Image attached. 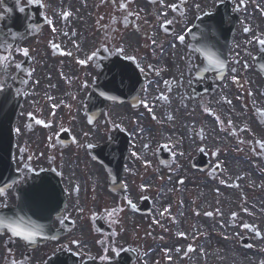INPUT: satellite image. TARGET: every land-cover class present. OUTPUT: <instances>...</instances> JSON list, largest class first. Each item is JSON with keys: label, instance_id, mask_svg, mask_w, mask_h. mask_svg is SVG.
Listing matches in <instances>:
<instances>
[{"label": "flooded vegetation", "instance_id": "obj_1", "mask_svg": "<svg viewBox=\"0 0 264 264\" xmlns=\"http://www.w3.org/2000/svg\"><path fill=\"white\" fill-rule=\"evenodd\" d=\"M120 2L116 0L114 6L111 0H0V27L5 17L12 37L0 35V43L7 41L13 49L7 72L0 69V83L12 88L20 102L8 187L0 195V204L7 207L0 208V213L11 216L19 212L25 203L20 191L43 188L40 179L48 175L58 181L65 198L63 215L54 220L55 226L60 227L65 220L75 224V229L57 242L34 247L0 230V264H44L55 251L75 249V239L93 240L83 230L92 228L100 214L103 225L110 228L111 240L102 252H93L92 256L100 260L114 257L124 235L128 201L139 203L129 172L132 152L135 148L144 157L153 153L158 159L156 129L177 127L182 132L181 147L187 164L193 165L202 154L206 166L193 170L217 179L222 166L215 147L214 112L219 110L218 95L224 82L235 84L239 78L246 84V90L232 92L231 97L255 99L258 104L230 111L235 123L239 115L240 125L244 122L249 128L253 127V117H257L255 124L264 137V67L261 70L256 60L261 52L256 34L264 39V15L247 11L246 7L264 4V0H125L127 11L133 14L129 20L134 21L127 27ZM222 2L231 4L230 14L240 21L235 34L239 31V40L229 51L226 75L219 80L213 71L201 70L204 57L192 48L190 31L208 5L214 9ZM172 5H176L175 10ZM17 49H27L28 55ZM93 52L97 55L89 60ZM237 55L244 59H235ZM81 60L85 63H79ZM125 66H131L138 75L132 76L128 70L124 76ZM145 88L148 93L144 97ZM109 97L136 98L139 103H103V98ZM143 98L156 103L158 107L153 110L162 117L159 121H152L148 113L142 112ZM205 130L207 148L203 144ZM128 133L131 143L123 174L126 189L115 195L109 191L105 167L94 155L103 154L110 142L120 141ZM249 138L243 155L245 164L252 158L264 162L262 152L253 154ZM25 164L32 171L20 179L17 169ZM216 164L219 170L214 172ZM13 179L17 183L13 184ZM263 186L264 178L250 176L247 169L239 177L232 176L228 184L223 183L213 197L216 205L200 212L213 222L217 237L231 246V256L238 260L234 264H246L252 258L264 264Z\"/></svg>", "mask_w": 264, "mask_h": 264}, {"label": "snow or ice", "instance_id": "obj_2", "mask_svg": "<svg viewBox=\"0 0 264 264\" xmlns=\"http://www.w3.org/2000/svg\"><path fill=\"white\" fill-rule=\"evenodd\" d=\"M38 2V0H36ZM113 5L115 6L116 0H111ZM153 3L156 2V0H152ZM174 10L176 8V5L171 6ZM119 10L124 13L122 16V21L123 24L127 27L128 24L134 23V21H130L129 17L133 15L132 13L127 11V4L125 3V0H121L119 4ZM23 11V9H21ZM65 16H67V13H65ZM168 23H171V21H168ZM245 31H249V29H245ZM180 41L183 42L184 37L180 36L179 37ZM261 47L262 50H264V39H258L257 41ZM107 51V48L104 49ZM16 51H22L23 55L27 56L28 55V50L27 49H17ZM97 55L96 52H93L91 56L88 57L89 60H92L95 56ZM13 59V49L12 46L7 43V41H4L0 43V69H2L5 73L7 72V68L9 64L12 62ZM126 59H132L131 57H126ZM79 63L84 64L85 61L81 60ZM17 68L20 67L19 64L16 65ZM4 88V84L0 83V91H2ZM262 149H264V143L257 141L256 142ZM203 151V149H201ZM18 173H20V179H23V174L25 172H31L32 170L28 167L27 164L24 165L23 168L17 169ZM13 184L17 183V180L13 179L12 181ZM8 187L6 184L4 187H0V195L4 194L5 188ZM29 198L35 199V200H41L43 199L48 193L44 191L43 188H36V189H31L27 193ZM129 204H131V201H128ZM6 204H0V208H6ZM245 227H248L247 225ZM0 230H7L8 232L11 233L13 237L20 238L23 241L26 242H32L36 236L40 234L39 230L35 225L31 223V221L26 220L23 216H20L18 213H15L11 216L7 214L0 213ZM53 239L55 237H52ZM12 264H16L15 261L12 262Z\"/></svg>", "mask_w": 264, "mask_h": 264}, {"label": "rangeland", "instance_id": "obj_3", "mask_svg": "<svg viewBox=\"0 0 264 264\" xmlns=\"http://www.w3.org/2000/svg\"><path fill=\"white\" fill-rule=\"evenodd\" d=\"M236 164H240V165H242L241 163H242V161L240 162V161H238V162H235ZM230 169L232 168L231 167V165H229L228 166ZM226 169H227V167H226ZM247 169H248V166H247ZM247 169H245V170H247ZM224 171H223V174H222V176H223V178H222V176H221V178L222 179H224V180H226V176L224 175ZM181 175L179 174V175H177V174H168L167 176H165L164 175V181L166 180L168 183H169V186H168V189H167V193H166V195L164 196V198H166V197H168V198H170L171 199V196L172 195H175L177 192H180V190H177V188H176V186H177V184H179V182H178V180H179V177H180ZM148 177V176H147ZM147 177H145V178H147ZM227 179H228V177H227ZM187 182H188V179H187ZM153 184V183H152ZM153 185H155V184H153ZM180 186H181V188L183 189V192H184V187H183V185L182 184H180ZM154 187V186H153ZM207 187L208 188H215V187H217V185L216 184H207ZM206 190V189H205ZM186 191V190H185ZM206 192H209V191H207L206 190ZM214 191L211 189L210 190V194H212ZM168 198H166V199H168ZM171 201V200H170ZM163 205H164V202L160 205V208H162L163 207ZM189 214V216L191 215V213L189 212L188 213ZM151 217V216H150ZM150 217H148V218H139V219H134V220H131V224L134 226V231H135V249L138 251V249L140 248V247H142V251L145 253V254H147V252L149 251V249H150V246H149V242H148V238H149V233H151V231H152V228L151 227H149L150 226V223H152V220H151V218ZM166 217H168V215L166 214ZM155 220H158V218L156 217V219ZM172 225H169V228L170 229H173V228H175V226H176V223H171ZM162 225V224H161ZM167 225V224H166ZM143 231H145L146 233L144 234V235H142V232ZM172 232H173V230H172ZM158 233H161V231H159ZM158 236H157V238L159 239V240H162L163 238H162V236L161 235H159V234H157ZM142 237V238H141ZM174 239V237H173V235L171 234V238H170V241H172ZM182 240V243L181 244H183V242H184V240L183 239H181ZM177 243H180V241H176ZM159 242L158 241H156L154 244H153V248L156 250V245L158 244ZM181 244H178V245H172V244H170V242H169V240H168V236H167V246H168V256H170L171 258H173V259H169V260H167V263H169V264H176L177 262H178V257H173V255H172V253L173 252H176L177 251V247L178 246H180ZM141 250L139 249V251L138 252H140ZM184 251V250H183ZM140 256H141V253L139 254V257H137V260H136V263L135 264H139L140 262H141V260H140ZM190 256H191V254H190ZM157 259H159V258H157ZM188 258L187 259H185L184 261H183V263L182 264H188ZM162 263H165V260H161V259H159V261H158V264H162ZM140 264H142V263H140ZM144 264V263H143ZM146 264H152V261L150 262H147L146 261Z\"/></svg>", "mask_w": 264, "mask_h": 264}, {"label": "bare ground", "instance_id": "obj_4", "mask_svg": "<svg viewBox=\"0 0 264 264\" xmlns=\"http://www.w3.org/2000/svg\"><path fill=\"white\" fill-rule=\"evenodd\" d=\"M233 129L239 131V129H237V128H232V130H233ZM227 140H228V141H231L230 137H229V138L227 137ZM173 168H181V161H180L179 156H177L176 160L174 161V164L171 166L170 169H173ZM144 186H145V185H144ZM190 206H191V205H190L189 203L182 202V203L178 206V210L188 209ZM179 218H180V215L176 216V217H175V221H178ZM195 233H196V231H194L193 234H189V233L186 232V231H185V233H184L183 231H178V229H177L176 232H175V235H176V236H181V235L188 236V235H190L191 237H194V236H197ZM182 250H183L182 247H179V248H178V251H177V255H178V254H181V253H182ZM148 258L150 259V254H149V256H147V260H148ZM178 264H179V262H178Z\"/></svg>", "mask_w": 264, "mask_h": 264}, {"label": "water", "instance_id": "obj_5", "mask_svg": "<svg viewBox=\"0 0 264 264\" xmlns=\"http://www.w3.org/2000/svg\"><path fill=\"white\" fill-rule=\"evenodd\" d=\"M5 134V133H4ZM62 264H67V261H70L69 258L62 256ZM51 264H54V262H52ZM119 264H128V262H126L125 260L121 261Z\"/></svg>", "mask_w": 264, "mask_h": 264}]
</instances>
